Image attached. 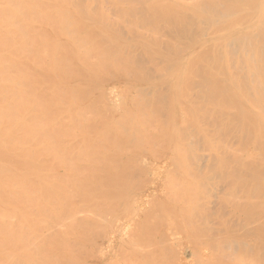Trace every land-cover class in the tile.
Instances as JSON below:
<instances>
[{
    "label": "bare ground",
    "instance_id": "obj_1",
    "mask_svg": "<svg viewBox=\"0 0 264 264\" xmlns=\"http://www.w3.org/2000/svg\"><path fill=\"white\" fill-rule=\"evenodd\" d=\"M136 55L144 58L145 68L138 66L143 60L135 63ZM145 90L152 96L145 98L155 99L152 108L166 104L148 109L149 102L146 106L141 98L149 95ZM161 153L170 166L184 168L181 187L164 189L165 197L161 195L176 210L171 220L180 218L173 224L186 225L196 235L202 232V240L214 239L213 251L202 246L213 259L219 255L216 249L225 247L226 254L220 250L215 259L221 263L199 248L210 263L262 264L264 0H0V264H145L150 256L156 258L153 264L172 260L170 251L180 244L169 248L162 242L172 241L169 230L170 241L160 234L161 245L168 246L162 245V253V246L149 241L145 246L128 238L125 244L126 236L122 244L112 243L114 225L108 233L98 221L101 209L117 213L115 197L102 199L107 190L101 186V169L131 166L148 155L155 161ZM202 167L216 168L217 174L209 169L212 180L216 176L225 183L219 184L225 192L216 201L227 212L222 216L202 211L207 206L201 207V200L211 188L220 194L219 185L209 189L200 183ZM117 170L108 171L116 180ZM133 204L127 209L132 216L141 206ZM115 216L107 221L117 222ZM184 219L201 221L197 224L204 227L193 230ZM94 221L109 234L100 233L105 243L97 247L95 260L89 239ZM146 221L150 219L141 225ZM86 225L89 234L83 233ZM141 225L137 230L144 234ZM195 234L190 236L201 238ZM85 245L88 262L80 257ZM153 246L161 256L152 253ZM250 247L256 252L248 254ZM204 256L193 262L206 263ZM250 256L254 259L247 262Z\"/></svg>",
    "mask_w": 264,
    "mask_h": 264
},
{
    "label": "rangeland",
    "instance_id": "obj_2",
    "mask_svg": "<svg viewBox=\"0 0 264 264\" xmlns=\"http://www.w3.org/2000/svg\"><path fill=\"white\" fill-rule=\"evenodd\" d=\"M141 4H143V3H141ZM134 6H135V8H136V2H135V4H133ZM145 5V4H144ZM137 6L139 7L140 6V2H139V4L137 3ZM142 6V5H141ZM141 6H140V8H141ZM138 7H137V9H138ZM140 8H139V11H141L140 10ZM145 7L143 6V8H142V10L144 9ZM117 23V22H116ZM119 25L117 24V27H118ZM117 27H116V29H117ZM120 32H119V31ZM116 31V30H115ZM117 31L119 32H116V34L118 33L119 35H121V36H123V32L120 30V28H118L117 29ZM115 34V33H114ZM117 34V35H118ZM116 35V36H117ZM121 36H119V37H121ZM124 36H125V34H124ZM118 37V38H119ZM122 38V37H121ZM139 55V54H138ZM137 56V55H136ZM138 58H135L134 57V60H135V63H138V62H141L144 58H142V60H140L139 58H141V56H137ZM136 61H138V62H136ZM145 60H143L142 61V63L144 62ZM139 63V65L138 64H136V65H138L139 67H140V64L141 65H143L142 67L143 68H145V65H146V62H145V64L143 63ZM144 72V71H143ZM146 73V72H145ZM142 77H144V74H142L141 75ZM157 88H159V92L158 93H160L161 92V89H160V87H157ZM163 90V89H162ZM147 91V93L149 94V91L148 90H145V92ZM153 91H155V89H153L152 91H150V93L152 92L153 93ZM158 91V90H157ZM156 91V92H157ZM145 92H144V94H145ZM153 94H155V93H153ZM157 94V93H156ZM146 95V94H145ZM150 96V94L149 95H146V96H143V94H142V99H143V97H144V100H147L146 102H145V105L146 106H148V102H149V107H147L148 109H153V111L155 110V108L157 107L158 108V106H155L154 107V104H153V107L154 108H152V104L150 103V102H152V100H155V99H153V98H151L152 100L150 101L149 99L150 98H145V97H149ZM150 97H152V96H150ZM156 102H158V101H154V103H156ZM162 102V101H161ZM161 102H159L158 104H159V107L161 108V106H160V103ZM140 104H142V100H141V103ZM157 104V105H158ZM163 104H166V102L164 103V101L162 102V106H163ZM150 105H151V108H150ZM144 106V105H143ZM165 106V105H164ZM142 108V107H141ZM146 108V110H148ZM160 108H158V109H160ZM142 109H144V108H142ZM158 109L156 110V111H158ZM145 110V109H144ZM162 110H163V107H162ZM155 111V112H156ZM160 111V110H159ZM154 112V113H155ZM162 112V111H161ZM160 112V113H161ZM157 113V112H156ZM159 113V112H158ZM155 115V114H154ZM158 116H161V115H157V117ZM162 117V116H161ZM160 117V118H161ZM159 119V118H158ZM164 119H166V117H164ZM164 119H162V120H164ZM160 120V119H159ZM165 121V120H164ZM153 123V122H152ZM165 154L163 153H161L159 156L157 155V158H158V160L156 159L155 161H154V158H152L151 159V157L148 155V156H146V157H143V159H142V162L144 163H142L141 161L139 162H137V163H135V164H131V166H129V165H124L123 167H121V168H119V167H114L115 169L117 168L118 170L117 171H115V172H119L120 173V175H118V176H120V177H118V179L116 180V179H114V178H112V175L113 174H111L112 172L111 171H113V170H115L114 168H113V170L111 169V168H108V169H105V168H102L101 169V171H102V173L100 172V174H101V178L102 179H104V180H101L102 182H101V186L102 185H104V186H102L103 187V189H104V191H108L109 192V194H108V196H107V193L106 192H103V193H101V195L103 196L102 197V199H104L105 200V198L106 197H110V200L112 199V198H116L117 199V202H116V204H115V208H116V212L117 213H109L108 211H107V209L106 208H104V207H102V208H104V209H101V213H99L100 214V216H98V218L99 217H101V218H99V220L98 221H100V219H101V223H103V225H104V227L106 228V229H108V233H109V229L110 228H112V225H114L113 226V229H112V231H111V229H110V235L109 236H111L110 237V241L111 240H113V242H114V240H116V241H118L119 240V244H122L124 241H126V239L128 240V238L130 239L131 238V240H132V243H138V244H143V245H145V246H147L145 243H146V241L148 242V244H150L151 242L153 243V245L154 244H156V246L159 248V245H160V247L162 246V245H164V244H166V245H168L169 246V248H171L172 246H175L176 244H180L179 246H175V247H172V251H170L171 253H173V256L172 255H170L171 253H169L168 252V254L170 255L169 257L172 259V260H167V262L165 261V262H163L164 261V259L162 260V259H160L161 260V262L160 261H157L158 262V264H195L194 262H193V259L195 260V258L196 257H194L195 255H196V253L195 252H197L198 250H199V248L201 249V247L203 246L205 249H207L208 247H209V249H208V251H210L211 249H210V246L212 245L213 246V244H214V239L212 240V239H208V238H206V239H204V240H207L208 239V241L206 242V241H204V240H202L203 238H205V237H201V235H202V232H201V234H200V231H198L200 228L202 229V227H204V226H202L201 224H199L200 226H202V227H200L197 223H200L201 221H199V222H197V220L195 221V225H194V221H189V220H187L186 221V219H184L186 222H188L189 221V224H190V222H192L190 225L192 226V228H193V230H195V228L196 229H198V230H196V231H198V235H196L195 234V232H193V231H190L188 228H185L186 227V225L185 226H183V224H182V226H181V223L179 224L178 223V226H175V224H173V222H175L176 224H177V222L179 221L180 222V216H179V214L181 215V213H179V214H177V216H179L178 218L179 219H177V220H175L174 221V219H172L171 220V217L170 216H172V215H170V213H175V211L173 210V208H174V206H173V208H172V202L170 203H168V202H166V200L165 199H163L162 198V196L161 195H163V197H165L164 196V189H167V191L166 192H168V189H170V188H172V187H176V188H180L181 186H180V184H182V183H180V182H182V178L180 179V176H184V174H182V172L184 171V168H183V171H181L182 170V168H181V170L179 169V167L178 168H176V167H172V166H170L169 165V163H167V162H169L168 161V159H167V157H166V155H165V157H163ZM161 157H162V159H161ZM159 159H161V160H159ZM145 161V162H144ZM158 161V162H157ZM159 161H160V163H159ZM162 162H164V163H162ZM164 164V165H163ZM216 166V165H215ZM214 166V167H215ZM173 168V169H172ZM175 168V169H174ZM202 168H204V167H202ZM202 168H200L199 170H200V172L198 173V175L200 174H202L201 176H200V183H203L202 185H203V187H204V184H208L207 185V187L210 189V187H212L213 185H214V183H215V185H216V187H217V185H219L222 181H221V179H220V181L221 182H219L218 183V177H216V176H214L213 177V180H212V176H213V172H211V171H214V174H217V172L215 173V169L213 170V168H204L205 170H202ZM109 169H110V171H109ZM207 169V170H206ZM105 170H107V171H105ZM175 170V171H174ZM177 170H178V172H177ZM202 170V171H201ZM105 171V172H104ZM111 172V173H109V172ZM174 171V172H173ZM180 171V172H179ZM143 172V173H142ZM185 172H188L186 169H185ZM184 172V173H185ZM206 172H208V173H206ZM108 173V174H107ZM175 173H176V175H175ZM180 173V174H179ZM205 173H206V175H207V177H205ZM212 175H211V174ZM104 174V175H103ZM124 176H123V175ZM209 174V175H208ZM132 176V178H131V176ZM166 175H168V179L167 178H165V176ZM204 175V176H203ZM210 175H211V180H210ZM105 176V177H104ZM121 176H123V177H121ZM128 178H127V177ZM136 176V177H135ZM219 176V175H218ZM116 177V178H117ZM164 177V178H163ZM122 180H121V179ZM136 178V179H135ZM178 178V179H177ZM165 179V180H164ZM207 179V180H206ZM216 179V180H215ZM136 180V181H135ZM180 180V181H179ZM194 180H195V178H194ZM193 180V178H192V180L191 181H194ZM104 181H106L105 183H103ZM120 181H122V183L120 182ZM125 181V183H124V186L122 187L121 185H123V182ZM197 181V180H196ZM214 181V182H213ZM119 182V183H118ZM128 182H130V183H128ZM133 182V183H132ZM163 182V183H162ZM178 182H179V184H178ZM195 182V181H194ZM193 182V183H194ZM205 182V183H204ZM224 182V181H223ZM222 182V183H223ZM226 182V181H225ZM166 183V184H165ZM169 183V184H168ZM221 183V184H222ZM106 184V185H105ZM118 184H119V186H118ZM121 184V185H120ZM127 184H130V186H128ZM223 184H225V183H223ZM222 184V185H223ZM134 185V186H133ZM167 185V186H166ZM178 185V186H177ZM195 184H193V186H194ZM214 185V186H215ZM109 186V187H108ZM206 186V185H205ZM220 186V187H219ZM218 186V191L220 192V194L217 192L216 193V195H218V197L215 195V194H212V190L213 191H217V189H215V187L214 188H211L210 189V192H211V194H210V192H209V194H208V196L206 197V198H208V199H206L205 198V201H202L200 198H199V202H200V200H201V202H205V203H203L204 205H202L201 207H204L205 205L207 206V207H205L204 208V210L202 209V211H205V213H216L215 215H217V213H218V215H219V213H221L222 215H223V213H227L226 211H225V208L223 209V207L221 208L220 206H218L217 205V203H216V201H218L217 199L219 198V196L222 194H224L223 192H225L224 191V189H221L222 187H221V185H219ZM107 187V188H106ZM124 187H127V188H124ZM130 187V189H128ZM133 187V188H132ZM196 187V186H195ZM121 188V189H120ZM136 188V189H135ZM206 188V187H205ZM207 188V190H205V191H209V189ZM223 188H224V186H223ZM120 189V190H119ZM124 189V190H123ZM125 190L127 191V192H125ZM137 190V191H136ZM222 190V191H221ZM226 190V189H225ZM195 192L197 191V190H194ZM130 192V193H129ZM125 193H126V195H125ZM129 193V194H128ZM194 193V192H193ZM214 193V192H213ZM106 194V195H105ZM125 196H124V195ZM151 194V195H150ZM153 194H155V196L153 195ZM195 194V193H194ZM194 194H192V195H194ZM196 194H198V191L196 192ZM207 194V193H206ZM123 195V196H122ZM187 195V194H186ZM185 195V196H186ZM210 195V196H209ZM221 195V196H222ZM151 196H152V198H151ZM154 196V197H153ZM196 196H198V195H196ZM206 196V195H205ZM213 196V197H212ZM105 197V198H104ZM121 197H123V198H121ZM124 197H126V200H127V198H128V200L129 201H127L126 202V200H124ZM130 197V198H129ZM187 197V196H186ZM211 197V198H210ZM148 198H150V199H148ZM201 198H203V196L201 197ZM214 198V199H213ZM106 199H108V198H106ZM167 199V198H166ZM151 200V201H150ZM185 200H186V202H187V199L185 198ZM107 201V200H106ZM209 201V202H208ZM125 202L126 203H128V204H125ZM133 202L134 203H136V204H138V205H141V206H139V208H137V213H138V215H137V213L136 212H134V214L136 215V216H139V218H141V220H142V217H141V215H143V220H144V222H145V219L146 220H149L150 219V223L151 224H154V228L156 227V230L154 229V228H151L152 227V225L148 222V221H146V222H148V224H144V225H146L145 227H146V229H145V227L143 226V225H141L142 224V221H141V224H138L140 221L138 220L139 218L138 217H136L134 214H133V216L131 215L132 213H128V210L130 211L131 209H129V208H132L135 204H133ZM198 202V203H199ZM211 202H214V203H211ZM106 203V202H105ZM166 203V204H165ZM211 203V204H210ZM219 203V202H218ZM133 204V205H132ZM164 204H165V206L167 207V204H168V208H165L164 207ZM220 204V203H219ZM162 205H163V207H162ZM199 205H201V204H199ZM129 206V207H128ZM153 208H152V207ZM149 207H151V208H149ZM149 208V209H148ZM163 208V209H162ZM171 208V209H170ZM206 208H209V209H206ZM218 208V209H217ZM117 209H118V211H117ZM128 209V210H127ZM138 209H140L139 211H138ZM148 209V210H147ZM154 209V210H153ZM170 211H169V210ZM200 209V210H201ZM206 209V210H205ZM145 211L144 213L142 212H140V211ZM164 210V211H163ZM162 211H163V214H162ZM172 211H174V212H172ZM184 211V210H183ZM106 212H107V214H106ZM156 212V213H155ZM166 212V213H165ZM167 212H168V214H167ZM140 213H141V215H140ZM203 213V212H202ZM91 215V213H86L85 215H86V217H87V215ZM118 214V215H117ZM164 214H167V215H164ZM220 214V215H221ZM85 215H82V216H85ZM110 215L112 216H115V217H117L116 219L118 220L117 222H115L116 220H115V218H114V222H113V220L111 221V222H108L107 220L110 218ZM182 215H186V212H185V214H182ZM211 215V214H210ZM213 215V214H212ZM214 215V216H215ZM219 215V216H220ZM221 215V216H222ZM136 217V218H134V219H137L136 221L131 217ZM163 216V217H162ZM164 216H166V217H168L167 219H170L171 221L168 223L166 220H165V217ZM176 217V215H173L172 216V218H175ZM187 216V215H186ZM88 217H91V216H88ZM87 217V218H88ZM152 217V218H151ZM157 219H156V218ZM183 217H185V216H183ZM162 218V219H161ZM187 218V217H186ZM122 219V220H121ZM131 219H133V221L131 220ZM152 219V220H151ZM155 219V220H154ZM164 219V220H163ZM188 219V218H187ZM197 219V218H196ZM160 220V221H159ZM183 220V218H181V221ZM209 220V219H208ZM208 220H206V221H208ZM122 221V222H121ZM139 221V222H138ZM152 221V222H151ZM156 221V222H155ZM165 221H166V223H165ZM169 221V220H168ZM86 223H87V221H85ZM90 222V221H89ZM140 226L141 225V227H143V228H140V229H142V230H145V231H142L144 234H142V233H140V231L141 230H137L138 228H139V226L136 228V226L137 225H135L136 223ZM154 222V223H153ZM172 222V223H171ZM203 223L202 224H204L205 222H204V220L202 221ZM100 223V224H101ZM117 223V224H116ZM122 223V224H121ZM135 223V224H134ZM183 223V222H182ZM185 223V222H184ZM88 224V223H87ZM94 226H92L93 228H92V230H89V232H92L93 233V236L92 235H90V237H89V239L91 240V244H93L92 245V251H93V254H94V256H93V258L92 259H97V247H99V245H100V248H101V244L104 242V239H102V235L104 234V236L106 237V236H108V235H105V233L107 232V230L102 226V224H101V227H99V226H97L96 225V221H94ZM111 224V225H110ZM118 224H120V225H118ZM168 224H169V226H168ZM197 224V225H196ZM115 225L117 226L118 225V227L120 226V229L118 228V229H116L115 228ZM149 225V227L147 228V226ZM156 225V226H155ZM161 227H160V226ZM172 225V226H171ZM174 225V226H173ZM179 225L181 226V228L179 227ZM189 225V226H190ZM194 225V226H193ZM97 228H96V227ZM111 226V227H110ZM123 226V227H122ZM135 226V227H134ZM198 228H197V227ZM88 226L86 225V227H85V231H83V233H85V234H89V232H87V230H88V228H87ZM94 227L97 229H94ZM125 227V228H124ZM165 227V228H164ZM171 227V228H170ZM175 227V231L177 230V232L176 233H178V230H179V233H178V235H174V230H172L173 228ZM176 227H178V229L176 228ZM87 228V229H86ZM100 228H101V230L103 231V229L106 231V232H102L101 230H100ZM136 228V229H135ZM170 228V229H169ZM180 228V229H179ZM183 228H185V230H183ZM189 228H191V227H189ZM191 228V229H192ZM123 230V232H122V230ZM147 229H148V231H147ZM153 229V230H152ZM236 229H239V228H235V230ZM84 230V229H83ZM114 230H115V232H114ZM117 230L119 231V233H117ZM170 232H169V231ZM94 231H95V233L96 234H94ZM97 231V232H96ZM101 231V232H100ZM121 231V232H120ZM125 231V232H124ZM139 231V232H138ZM158 233H157V232ZM161 231V232H160ZM164 231H165V233H164ZM182 231V232H181ZM184 231V232H183ZM127 232V233H126ZM147 232H149V234H147ZM156 232V233H155ZM167 232H169V233H171L172 234V236H171V234L169 235ZM189 232H192V233H194L196 236H200L201 238H198L199 239V241H197L195 238L196 237H194V235H191L190 236V234H192V233H189ZM238 232V231H237ZM92 233H90V234H92ZM100 233H103V234H100ZM112 233H115V234H119V236H117L116 237V235H114V234H112ZM121 233V234H120ZM156 234V236H155V234ZM162 233V237H163V239L164 238H166L167 240H168V237H169V241H170V236H171V239H172V243L170 242H168V241H162V242H165L164 244H162L161 245V240L160 239H162V237H161V234ZM175 233V234H176ZM240 233V232H239ZM107 234V233H106ZM126 234V235H125ZM141 234V235H140ZM152 234V235H151ZM166 234V237L164 236ZM182 234H184L185 235V237L187 238H185L184 237V235H182ZM128 235V236H127ZM168 235V236H167ZM204 235H206V234H204ZM121 236V237H120ZM124 236H126V238H124L123 239V237ZM148 236V237H147ZM150 236H151V238H152V236H153V238L150 240ZM178 236V237H177ZM207 236V235H206ZM105 237H103V238H105ZM113 237V238H112ZM115 237V238H114ZM119 237V238H118ZM179 237H180V239H179ZM191 237L194 239V241L192 242V239H191ZM107 238V237H106ZM112 238V239H111ZM118 238V239H117ZM121 238V239H120ZM147 238V239H146ZM148 238H149V240H148ZM156 240H155V239ZM190 238V239H189ZM123 239V240H122ZM166 239H164V240H166ZM216 239V238H215ZM102 240H103V242H102ZM120 240H122V241H120ZM179 240V241H178ZM188 240V241H187ZM190 240V241H189ZM211 240L213 241L212 243H211V245H210V242H211ZM116 241H115V243H116ZM153 241H156L155 243L153 242ZM176 241V242H175ZM182 241V242H181ZM195 241H197V243L195 242ZM204 241V242H203ZM217 241V240H216ZM215 241V242H216ZM112 242V241H111ZM112 242V243H113ZM120 242H122V243H120ZM127 242V241H126ZM128 242H130V240H128ZM128 242L127 243H125V244H128ZM166 242H168V243H166ZM179 242H181V243H179ZM208 244V246L207 247H205L207 244ZM105 243V242H104ZM117 243V244H118ZM187 243V244H186ZM190 243V244H189ZM201 245H199V244ZM171 244H172V246H171ZM189 244V245H188ZM195 244H198V246H197V248H194L195 249V251H194V256H192L193 255V253L191 252L192 251V247H194V246H196ZM206 244V245H205ZM104 246V245H103ZM155 246V245H154ZM153 246V248H152V253H153V251H154V248L156 249V247H154ZM165 246V245H164ZM168 246H165V248L166 247H168ZM211 246V247H212ZM149 247H151V245L149 246ZM203 247H202V249H201V251H203L204 250V252L206 251L205 249H203ZM157 248V249H158ZM163 249V246H162V253H164L165 251H166V249ZM225 248V247H224ZM224 248H221V249H216V250H219V255H221L222 254V252H223V254L221 255V256H223L224 254H226L225 252L227 251L226 249H224ZM252 247H250L249 249H251ZM94 249V250H93ZM96 249V250H95ZM197 249V250H196ZM83 251H82V255L80 254V257H81V259L82 260H84V261H87V256H86V253L87 252H85V250H87V245H85V248L84 249H82ZM160 250V249H159ZM159 250H155L156 251V254H158L159 255V253H161V251L159 252ZM220 250H222L221 251V254H220ZM224 250H226L225 252H224ZM228 250H229V248H228ZM248 250V249H247ZM154 251V252H155ZM168 251V250H167ZM203 252L204 254H206V256H207V258L208 259H213L212 257H214L213 255L212 256H209L210 255V253L209 252ZM211 251H213V249L211 250ZM253 251H255V249H254V247H253V250L251 249V251L248 253V254H253ZM96 252V253H95ZM229 252H230V250H229ZM245 252H246V250H245ZM256 252V251H255ZM161 253V254H162ZM198 253L201 255V256H199V258L200 257H203L204 255H202L203 253L202 252H197V256H198ZM209 253V254H208ZM95 254H96V256H95ZM161 254L159 255V256H161ZM174 254H176V257H175V255ZM208 254V255H207ZM216 255V258H214L213 260H215V259H217V258H219V255H218V257H217V253H215ZM247 254V252H246V256L249 258V255ZM255 254V253H254ZM154 255H155V253H154ZM178 255V256H177ZM227 255H228V253H227ZM168 255L166 254V257H167ZM210 258H209V257ZM253 256V255H252ZM252 256H250V257H252ZM154 257H156V256H154ZM158 257V256H157ZM169 257H167V258H169ZM177 257H179V258H177ZM194 257V258H193ZM205 257V256H204ZM224 257H226V255L224 256ZM246 257V258H247ZM152 258H153V256H152ZM151 258V256L147 259V261L145 262V264H153V261H151V260H155L156 258H153L152 259ZM169 258V259H170ZM175 258H177V259H179V260H177V259H175ZM198 258V257H197ZM197 258H196V260H197ZM199 258H198V260H199ZM221 258V257H220ZM247 258V259H248ZM203 259H205L206 260V257L205 258H203ZM252 259H254L253 257L251 258V259H249V260H247V262L248 261H251ZM264 256L262 257V264H264ZM202 260V259H201ZM222 260H223V257H222ZM225 260V259H224ZM223 260V261H224ZM151 261V262H150ZM207 261V260H206ZM217 261H220V263H221V259H219V260H217ZM216 260H215V262L214 263H216L217 262ZM88 262V261H87ZM160 262V263H159ZM198 262V261H197ZM200 262V261H199ZM197 263V264H200V263ZM203 262V261H202ZM252 262V261H251ZM206 263H208V264H213V261H211V263L209 262V260L206 262ZM205 262H204V264H206ZM219 263V262H218ZM112 264H114V262H112ZM115 264H117L116 262H115ZM119 264H123V263H119ZM125 264V263H124ZM156 264V263H155ZM248 264V263H247ZM254 264V263H253Z\"/></svg>",
    "mask_w": 264,
    "mask_h": 264
}]
</instances>
